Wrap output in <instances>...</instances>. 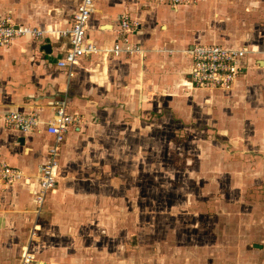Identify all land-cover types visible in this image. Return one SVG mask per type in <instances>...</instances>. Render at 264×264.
<instances>
[{"label": "crops", "instance_id": "obj_1", "mask_svg": "<svg viewBox=\"0 0 264 264\" xmlns=\"http://www.w3.org/2000/svg\"><path fill=\"white\" fill-rule=\"evenodd\" d=\"M74 7V0H0V18L11 16L45 30L41 37L22 36L0 47V161L24 172L15 184L0 185V224L8 227L7 234L11 227L15 229L12 241L19 242L20 248L17 264H22L26 245L44 264H87L66 245L55 252L41 247L45 238L40 219L60 205L65 195L109 193L103 180L106 172L93 171L98 162L95 146L119 148L126 141L138 145V139L146 146L153 145L156 130H161L168 144L182 142L180 136L187 123L184 116L189 111L183 100L187 97L199 106L208 103L207 125L209 132L216 134L214 138L201 136L197 141L201 146L242 147L244 151L228 152L227 156H239L232 160L239 166L246 156L258 165L239 169L234 177L243 181L238 183L240 192L234 194L233 207L251 211L226 230L227 243H220V255L226 249V260H209L207 251L212 245L198 244L206 241L205 228L193 239L194 244L176 236L166 240L164 264H264V0H198L178 6L154 0H97L87 26L88 36L104 49L113 48L120 37V17L128 13L139 23L130 32L129 41L140 45L143 53L116 56L105 52L83 56L75 65L62 67L58 62L70 47L69 37L62 32L71 28ZM196 44L248 48L243 70L231 89L192 84L188 49ZM57 100L66 101L69 113L82 115L83 120L69 127L60 143V176L40 204L36 197L39 170L55 144L45 122L53 117ZM10 111H36L42 123L31 132L11 129L4 121ZM158 115L163 117L155 122ZM108 135L120 136L112 140ZM116 161L117 155L109 160ZM106 167L112 172L109 163ZM249 199L252 204L244 203ZM213 206L217 211L222 208L216 203L210 208ZM52 222L58 224L59 220ZM151 225L142 230L151 232ZM231 238L239 244L233 245ZM117 250L121 264H135L136 259L127 255L125 243ZM90 264L102 263L93 260Z\"/></svg>", "mask_w": 264, "mask_h": 264}, {"label": "rangeland", "instance_id": "obj_2", "mask_svg": "<svg viewBox=\"0 0 264 264\" xmlns=\"http://www.w3.org/2000/svg\"><path fill=\"white\" fill-rule=\"evenodd\" d=\"M183 102L189 111L184 116L187 123L179 144H168L169 140L164 139L161 130H156L157 142L153 145L146 146L138 139V145L126 141L122 147L118 145L119 148L95 146L98 151L94 155L97 153L98 162L93 171L95 174L106 172L103 180L109 193L65 195L60 205L53 206L47 216L40 219L44 223L42 236L45 238L41 247L55 252L66 245L67 250L84 257L87 264L93 260L102 264H121L117 249L125 243L129 253L125 254L136 259L135 264H164L162 249L167 244L166 240L176 236L184 241L188 238L186 241L194 244L193 239L198 238L201 229L206 228V241L198 244L212 245V249L210 247L207 251L211 256L209 260L217 263L226 260V249L220 255V243H227L226 230L234 228L236 221L247 217L251 211L247 207H233L236 204L234 194L239 195L240 192L238 183L243 181L242 177H234L239 172L237 170H250L258 164H253L254 158L246 156L242 167V164L239 166L232 161L239 156H227L228 152L244 151L242 147L201 146L197 142L201 136L214 138L216 134L209 132L207 125L205 109L208 103L199 106L190 97ZM215 106L218 111L220 106ZM78 117L79 122L83 120L82 115ZM162 117L158 115L155 122ZM119 136L109 137L113 140ZM115 155L118 161L109 162ZM242 155L243 152H240ZM108 163L112 172L106 167ZM110 172L111 177L108 176ZM103 180L100 179V182ZM73 183L76 184L74 178ZM243 201L247 205L252 204L251 199ZM213 203L222 208L218 211L215 206L210 208ZM54 218L59 220L58 224L52 222ZM132 223L138 224L137 227L131 228ZM151 223V232L145 233L142 229ZM6 228L5 224H0V264H17L19 242L12 241L16 237L15 229L11 227L12 232L7 234ZM238 244L233 242V245Z\"/></svg>", "mask_w": 264, "mask_h": 264}, {"label": "built area", "instance_id": "obj_3", "mask_svg": "<svg viewBox=\"0 0 264 264\" xmlns=\"http://www.w3.org/2000/svg\"><path fill=\"white\" fill-rule=\"evenodd\" d=\"M166 2L174 6L196 3L198 0H154ZM75 7L71 28L64 30L70 47L58 64L62 67L73 66L83 56L113 52L116 56L123 53H143L140 45L130 43L129 34L139 23L128 13L120 17V37L111 49H104L88 36V23L96 8L97 0H74ZM45 33L40 27H34L24 22L16 21L11 16L0 18V47L10 45L16 38L22 36L41 37ZM192 57L190 77L196 87L231 89L243 70L242 61L249 53L247 47H230L224 44H196L188 49ZM53 117L45 122V130L55 137V144L51 147L49 159L39 170L37 200L41 204L47 193L53 190L60 176L59 160L60 143L65 139L69 127L77 125L78 115L69 113L67 103L57 100L53 105ZM7 127L22 132H31L39 128L42 123L39 113L10 111L5 114ZM24 177L21 168L8 162L0 161V185H13ZM22 264H44L39 262L28 245L22 250Z\"/></svg>", "mask_w": 264, "mask_h": 264}]
</instances>
